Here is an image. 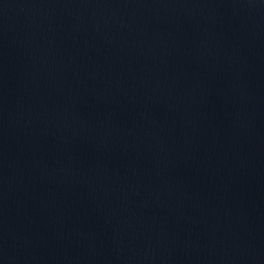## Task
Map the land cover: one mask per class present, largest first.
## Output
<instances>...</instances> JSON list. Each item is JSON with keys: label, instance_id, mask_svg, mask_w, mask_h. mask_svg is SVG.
<instances>
[{"label": "water", "instance_id": "1", "mask_svg": "<svg viewBox=\"0 0 264 264\" xmlns=\"http://www.w3.org/2000/svg\"><path fill=\"white\" fill-rule=\"evenodd\" d=\"M0 264H264V0H0Z\"/></svg>", "mask_w": 264, "mask_h": 264}]
</instances>
